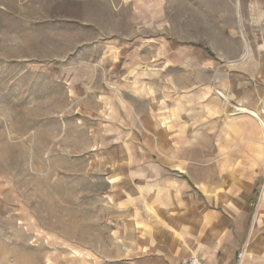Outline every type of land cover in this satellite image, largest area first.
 I'll return each mask as SVG.
<instances>
[{"label":"rangeland","instance_id":"374dc122","mask_svg":"<svg viewBox=\"0 0 264 264\" xmlns=\"http://www.w3.org/2000/svg\"><path fill=\"white\" fill-rule=\"evenodd\" d=\"M257 47L264 0H0V264H131L145 189L264 171L230 124L263 84Z\"/></svg>","mask_w":264,"mask_h":264},{"label":"crops","instance_id":"0c3cea01","mask_svg":"<svg viewBox=\"0 0 264 264\" xmlns=\"http://www.w3.org/2000/svg\"><path fill=\"white\" fill-rule=\"evenodd\" d=\"M242 37L247 41V36ZM261 52L257 47V64L261 67L257 69L256 79L263 84L258 83L250 91L241 88L240 101L246 113L239 112L245 114L230 122L238 125L237 130L244 140L257 146L264 143V55ZM120 96L124 113L118 112V125L131 128V92ZM147 117L143 118L147 120ZM161 121L166 123L164 118ZM161 132L165 135L163 129ZM128 155L131 159V153ZM214 172L220 171H175L182 175L181 178L184 174L191 175L192 184H187L193 189L190 200L183 198L186 188L183 183L177 187L166 181L155 187V195L149 198L145 189L144 209H155L156 216L155 219L148 220L145 216L142 221H131V240L139 244L140 249L137 251L132 244L131 264H179L193 256L207 264H234L240 251L243 252L242 264H264V171H229L239 176L241 188L223 191V195L215 184L218 180L210 177ZM258 185H261V196L253 201L252 195ZM201 188H205L206 193ZM136 223L143 224L141 234H136Z\"/></svg>","mask_w":264,"mask_h":264},{"label":"built area","instance_id":"2783aa9c","mask_svg":"<svg viewBox=\"0 0 264 264\" xmlns=\"http://www.w3.org/2000/svg\"><path fill=\"white\" fill-rule=\"evenodd\" d=\"M242 256H243V252L240 251L236 255V259H235V263L234 264H242ZM179 264H207V263L201 261L198 257L193 256V257H190L188 259L181 260L179 262Z\"/></svg>","mask_w":264,"mask_h":264}]
</instances>
